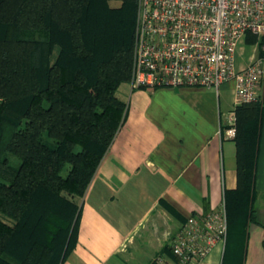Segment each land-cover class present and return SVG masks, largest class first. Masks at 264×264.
Returning <instances> with one entry per match:
<instances>
[{
	"label": "trees",
	"instance_id": "1",
	"mask_svg": "<svg viewBox=\"0 0 264 264\" xmlns=\"http://www.w3.org/2000/svg\"><path fill=\"white\" fill-rule=\"evenodd\" d=\"M138 4L0 0V264H63L77 246L76 199L125 118L116 91L132 78ZM262 111L260 101L234 110L238 186L226 192L227 239L230 228L242 239L253 219Z\"/></svg>",
	"mask_w": 264,
	"mask_h": 264
},
{
	"label": "crops",
	"instance_id": "2",
	"mask_svg": "<svg viewBox=\"0 0 264 264\" xmlns=\"http://www.w3.org/2000/svg\"><path fill=\"white\" fill-rule=\"evenodd\" d=\"M233 84L149 90L132 79L120 83L125 118L82 199L78 244L63 264H177L169 244L188 217H227L226 192L238 186L236 143L225 134ZM257 90L253 219L242 239L230 228L228 239L189 264H264V77Z\"/></svg>",
	"mask_w": 264,
	"mask_h": 264
},
{
	"label": "built area",
	"instance_id": "3",
	"mask_svg": "<svg viewBox=\"0 0 264 264\" xmlns=\"http://www.w3.org/2000/svg\"><path fill=\"white\" fill-rule=\"evenodd\" d=\"M248 34L259 39L264 35V0H139L132 83L149 90H218L233 82L235 107L260 101L257 87L264 77V53H254L241 68L236 63L237 48ZM225 134L236 136L235 112ZM226 236L225 212L196 213L171 240L172 253L177 264H189L206 257Z\"/></svg>",
	"mask_w": 264,
	"mask_h": 264
},
{
	"label": "rangeland",
	"instance_id": "4",
	"mask_svg": "<svg viewBox=\"0 0 264 264\" xmlns=\"http://www.w3.org/2000/svg\"><path fill=\"white\" fill-rule=\"evenodd\" d=\"M112 4L116 5V4H119V2L112 3ZM138 14H139V4H138ZM263 39H264V35H262L260 37V39L258 38V40L256 42H253L251 38L247 39L245 37V39L239 44V46L237 48V52H236L237 67H240L241 64L246 63L247 59L249 58V55H251L252 53L255 52L256 55L261 53L262 47L264 45V44L263 45L261 44ZM254 49H255V51H254ZM82 199H83L82 197H78L76 199V203L78 205H81L82 204ZM7 221L8 222H12L13 220L12 219H7ZM174 236H172L171 240L173 239ZM241 238H242V236H241ZM169 249L171 250V242L169 244ZM175 258L178 261V258L177 257H175Z\"/></svg>",
	"mask_w": 264,
	"mask_h": 264
}]
</instances>
